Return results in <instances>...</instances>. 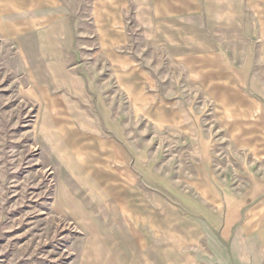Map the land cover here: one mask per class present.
<instances>
[{
    "label": "rangeland",
    "instance_id": "obj_1",
    "mask_svg": "<svg viewBox=\"0 0 264 264\" xmlns=\"http://www.w3.org/2000/svg\"><path fill=\"white\" fill-rule=\"evenodd\" d=\"M0 264H264V0H0Z\"/></svg>",
    "mask_w": 264,
    "mask_h": 264
}]
</instances>
